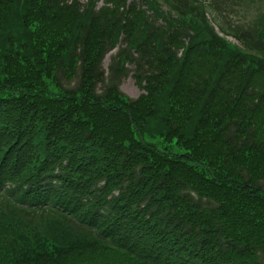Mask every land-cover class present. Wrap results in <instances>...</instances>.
I'll return each mask as SVG.
<instances>
[{
    "label": "trees",
    "instance_id": "trees-1",
    "mask_svg": "<svg viewBox=\"0 0 264 264\" xmlns=\"http://www.w3.org/2000/svg\"><path fill=\"white\" fill-rule=\"evenodd\" d=\"M257 76L264 0H0V264H264Z\"/></svg>",
    "mask_w": 264,
    "mask_h": 264
},
{
    "label": "rangeland",
    "instance_id": "rangeland-1",
    "mask_svg": "<svg viewBox=\"0 0 264 264\" xmlns=\"http://www.w3.org/2000/svg\"><path fill=\"white\" fill-rule=\"evenodd\" d=\"M82 1H87V0H82ZM241 5L245 6V8L237 7L234 10H232L231 7L228 6L227 11L231 12L230 15L232 17L236 18V19L232 18V20L236 21L237 18L240 17V18L246 19L248 24H252L254 21V18L256 16V7L253 5H249L248 1H247V3H243ZM241 8H243V9H241ZM115 52L116 51H113L105 57V59H104L105 69H108V67L111 63V55L114 54ZM257 78L259 81L254 84L255 89L263 88L264 77L263 76H257ZM253 81H256V78H254ZM73 84H74V82H73ZM120 88L126 95H128L129 97H132V98H137L143 93V89L138 85L136 79L132 75V72H130L128 75H126L125 77L122 78L121 83H120Z\"/></svg>",
    "mask_w": 264,
    "mask_h": 264
}]
</instances>
